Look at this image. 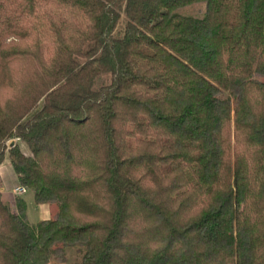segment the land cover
<instances>
[{
	"label": "trees",
	"instance_id": "trees-1",
	"mask_svg": "<svg viewBox=\"0 0 264 264\" xmlns=\"http://www.w3.org/2000/svg\"><path fill=\"white\" fill-rule=\"evenodd\" d=\"M7 155L0 264H264V0H0Z\"/></svg>",
	"mask_w": 264,
	"mask_h": 264
},
{
	"label": "rangeland",
	"instance_id": "rangeland-1",
	"mask_svg": "<svg viewBox=\"0 0 264 264\" xmlns=\"http://www.w3.org/2000/svg\"><path fill=\"white\" fill-rule=\"evenodd\" d=\"M200 7H202V5H193V6L184 8L182 10V12L185 14L197 15ZM20 147L27 155L31 154V151L25 142L20 141ZM8 161H9V156L7 155L4 163H7ZM13 178L14 177L10 176V178H9L10 183L13 181ZM1 184L2 185L5 184V177H3L1 179ZM18 184L19 183L17 182L16 185H18ZM16 185L14 186V188L16 187ZM14 188H13V190H14ZM9 198H10L9 200L6 199L5 201L8 202L13 207V209H15V210L17 208V202H16L17 198H22L23 200H25L28 203L27 214H28L29 220L32 224H36L37 222H39L40 220L45 218L47 215H50V210H49L50 208L49 207H51V212L56 210L55 205L49 206L48 204H45L44 206H40L41 209L38 208L37 207L38 204L35 203L33 193L30 190L26 194H23V195H18L16 193H14V191H13L10 194ZM68 257H69V260L67 263H61V262H58L56 260H53L49 264H74L79 260V254L75 248L68 250Z\"/></svg>",
	"mask_w": 264,
	"mask_h": 264
},
{
	"label": "crops",
	"instance_id": "crops-1",
	"mask_svg": "<svg viewBox=\"0 0 264 264\" xmlns=\"http://www.w3.org/2000/svg\"><path fill=\"white\" fill-rule=\"evenodd\" d=\"M9 162V163H8ZM7 163H4L0 166V175H1V179L3 177H5V184L2 185L1 184V191H2V194H3V199L4 200H9L10 198V194L13 192V188L14 186L16 185V183L18 181V178H17V175L15 173V170L13 168V165L9 159ZM11 177H14L13 178V181L10 183V180L9 178ZM28 204V203H27ZM45 204H38L37 207L40 208V206H44ZM50 209V215H51V207H49ZM41 209V208H40ZM50 215H47L45 218L43 219H48L50 217Z\"/></svg>",
	"mask_w": 264,
	"mask_h": 264
},
{
	"label": "built area",
	"instance_id": "built-area-1",
	"mask_svg": "<svg viewBox=\"0 0 264 264\" xmlns=\"http://www.w3.org/2000/svg\"><path fill=\"white\" fill-rule=\"evenodd\" d=\"M15 142H16V140H11V141H9L8 144H9V146H12ZM13 191H14V193H16L18 195H23L29 191V188L24 186V185L18 184V185H16V187L14 188Z\"/></svg>",
	"mask_w": 264,
	"mask_h": 264
}]
</instances>
